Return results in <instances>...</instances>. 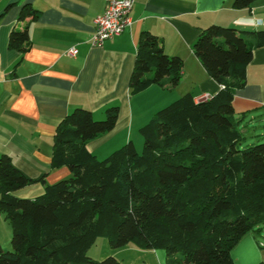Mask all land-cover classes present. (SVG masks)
Masks as SVG:
<instances>
[{"label": "trees", "instance_id": "16d2710c", "mask_svg": "<svg viewBox=\"0 0 264 264\" xmlns=\"http://www.w3.org/2000/svg\"><path fill=\"white\" fill-rule=\"evenodd\" d=\"M253 1L234 0V6ZM37 15L28 3L19 13ZM28 43L27 26L10 31V48L23 51ZM263 45L264 29L203 28L193 52L222 87L208 99L187 92L157 110L139 130L141 152L131 140L102 159L87 149L88 140L114 128L113 105L101 119L74 108L58 123L51 167H68L67 178L47 184L44 175L31 178L0 155V214L11 229L0 264H120L113 256L88 255L99 237L112 248L163 249L165 264H235L231 250L240 238L264 232V141L240 146L245 135L232 107L253 47ZM182 65L157 36L141 32L130 92L165 77L176 86ZM35 181L45 184L41 195H13Z\"/></svg>", "mask_w": 264, "mask_h": 264}, {"label": "crops", "instance_id": "0c3cea01", "mask_svg": "<svg viewBox=\"0 0 264 264\" xmlns=\"http://www.w3.org/2000/svg\"><path fill=\"white\" fill-rule=\"evenodd\" d=\"M27 3L38 11L33 20L19 17ZM104 10V0H0V155H9L15 167L31 178L44 175L45 182L53 184L69 176L68 167H51V157L56 127L72 109H89L100 119L106 108L118 106L114 128L86 142L96 156L115 150L132 141L157 110L181 95L191 92L195 100L208 99L220 90L222 85L193 52L203 28L219 24L238 30L264 29V0H254L245 8L235 7L234 0H135L124 30L102 45L91 46L94 19ZM24 26L29 33L25 50L10 48V31ZM143 31L157 36L166 54L182 59L176 86H170L165 77L163 84L130 92ZM72 47L77 48L75 55L67 53ZM232 107L243 133L252 130L254 135L264 123V45L253 47L246 82L235 90ZM44 185L35 181L13 195L35 198L43 193ZM9 239L10 226L0 214V245H8ZM97 243L100 246L93 255L90 250ZM93 245L88 249L93 258L113 256L120 264H165L163 249L112 248L106 237L97 238ZM231 256L235 264L264 263V232L245 233Z\"/></svg>", "mask_w": 264, "mask_h": 264}, {"label": "built area", "instance_id": "2783aa9c", "mask_svg": "<svg viewBox=\"0 0 264 264\" xmlns=\"http://www.w3.org/2000/svg\"><path fill=\"white\" fill-rule=\"evenodd\" d=\"M135 0H104L105 10L94 19V29L89 38L91 46H99L105 40L120 34L130 23L129 13ZM67 53L75 55L77 48H70Z\"/></svg>", "mask_w": 264, "mask_h": 264}, {"label": "rangeland", "instance_id": "374dc122", "mask_svg": "<svg viewBox=\"0 0 264 264\" xmlns=\"http://www.w3.org/2000/svg\"><path fill=\"white\" fill-rule=\"evenodd\" d=\"M150 74L151 73H148V75H150ZM95 119H98V118H95ZM249 133L248 132L243 133L245 135V138L242 141V143L240 144L241 147H245L246 145H250V144L255 143L257 141H264V123H262L261 126L257 127V130H256L254 135H251L252 130H250ZM132 142L134 143V146H135L136 150L138 152H141L142 144H143L142 135L139 133V135L133 136ZM115 149H117V148H115ZM113 150H110V151L108 149L107 150H103V152H99V156H97V157L102 159V158L106 157ZM10 237H11V229H10ZM1 246L3 247V249L8 250V248L10 247V239H9V244L8 245L5 244V245H1ZM99 246H100L99 243H97L96 245H93L91 250H90V253L95 255L96 251H97V248ZM88 255L91 256L89 253H88ZM95 259H100V258H95Z\"/></svg>", "mask_w": 264, "mask_h": 264}]
</instances>
